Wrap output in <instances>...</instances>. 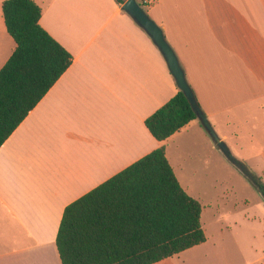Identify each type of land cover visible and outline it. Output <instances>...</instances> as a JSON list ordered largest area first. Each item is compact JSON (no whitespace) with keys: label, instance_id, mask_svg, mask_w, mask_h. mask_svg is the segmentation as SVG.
<instances>
[{"label":"crops","instance_id":"obj_1","mask_svg":"<svg viewBox=\"0 0 264 264\" xmlns=\"http://www.w3.org/2000/svg\"><path fill=\"white\" fill-rule=\"evenodd\" d=\"M35 1L41 25L74 59L0 148V264H62L56 239L70 203L162 145L178 177L173 146L209 135L199 120L165 142L149 131L146 119L180 88L124 4ZM138 2L163 29L220 138L263 156L264 0ZM2 3L0 70L17 46Z\"/></svg>","mask_w":264,"mask_h":264},{"label":"trees","instance_id":"obj_2","mask_svg":"<svg viewBox=\"0 0 264 264\" xmlns=\"http://www.w3.org/2000/svg\"><path fill=\"white\" fill-rule=\"evenodd\" d=\"M2 10L17 46L0 70V148L74 59L41 25L43 8L35 0H3ZM194 120L197 114L179 89L145 123L165 142ZM250 179L264 196L262 179L253 172ZM202 211L162 145L70 203L57 249L62 264H155L207 241Z\"/></svg>","mask_w":264,"mask_h":264},{"label":"rangeland","instance_id":"obj_3","mask_svg":"<svg viewBox=\"0 0 264 264\" xmlns=\"http://www.w3.org/2000/svg\"><path fill=\"white\" fill-rule=\"evenodd\" d=\"M228 145L264 182V154L252 152L244 141L236 146L231 136ZM172 161L182 186L202 204L207 241L155 264H264V196L251 177L210 134L207 140L190 135L174 145Z\"/></svg>","mask_w":264,"mask_h":264},{"label":"water","instance_id":"obj_4","mask_svg":"<svg viewBox=\"0 0 264 264\" xmlns=\"http://www.w3.org/2000/svg\"><path fill=\"white\" fill-rule=\"evenodd\" d=\"M123 9L130 15L132 18L142 27L144 30L151 36L154 40L155 44L159 47L161 52L163 53L170 71L176 79V82L179 88L185 92L188 97L194 111L197 114L198 120L202 123L204 128L210 134L212 139L216 142V144L220 147V149L224 152V154L234 163L236 164L242 171L246 172L249 177L248 168L244 165L242 161L238 158L234 157L229 149L228 144L220 138L216 130L214 129L212 123L210 122L206 113L202 110L196 95L191 88L188 80L186 78V74L180 64L178 56L176 55L172 46L166 40L163 29L150 17L144 7L138 2V0H126L123 5Z\"/></svg>","mask_w":264,"mask_h":264}]
</instances>
